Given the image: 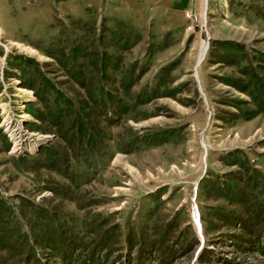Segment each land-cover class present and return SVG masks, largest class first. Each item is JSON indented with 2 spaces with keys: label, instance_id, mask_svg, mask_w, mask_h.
<instances>
[{
  "label": "rangeland",
  "instance_id": "374dc122",
  "mask_svg": "<svg viewBox=\"0 0 264 264\" xmlns=\"http://www.w3.org/2000/svg\"><path fill=\"white\" fill-rule=\"evenodd\" d=\"M211 40L264 53V0H0V195L51 217L22 222L59 246L40 264H264V113ZM41 75L57 127L27 112Z\"/></svg>",
  "mask_w": 264,
  "mask_h": 264
},
{
  "label": "trees",
  "instance_id": "16d2710c",
  "mask_svg": "<svg viewBox=\"0 0 264 264\" xmlns=\"http://www.w3.org/2000/svg\"><path fill=\"white\" fill-rule=\"evenodd\" d=\"M4 55L3 50L0 49V56ZM9 60V56H8ZM259 63L264 62V53H254L251 54L247 49L246 45L242 42L236 40H211V47L209 48L208 61L216 64H226L234 68V74L231 76L220 77L221 82L233 87L234 89L247 94L250 97V101L255 104L256 109H246L243 108L245 101L236 100L234 106H237L240 110L238 115L245 118L251 119L258 116L260 113H264V65H255V61ZM15 64L23 66L25 64H32L34 62L33 58H24L18 55L15 58ZM40 76L41 71H37ZM41 82L45 84V89H36L32 83L25 84L26 88L33 89L37 96L36 102H30L28 104V113L32 114L38 121L48 122L52 126L57 127L59 120L63 111L59 112L60 108L58 106L52 107L46 113L38 112L34 107L39 101L42 103L45 100L46 91H55L57 93L56 100L64 101L69 104V99L67 96L62 95L61 92L55 88L54 85H50V80L47 77L41 75ZM72 103V102H71ZM70 106V104H69ZM71 125L69 130L63 131V136L79 135L80 132L86 131L87 124L82 118H74L70 121ZM31 123V129L34 130V122ZM47 133V130H45ZM159 138H167L168 133H162L158 135ZM149 140H153L152 137ZM239 152V150H237ZM47 156L49 151H44L43 149L36 153V156ZM237 153L231 152L228 157H232ZM57 154L53 153L52 156ZM27 157H23L26 159ZM237 164V162L235 163ZM237 179L233 177L231 184ZM248 187L254 186V181L246 180ZM233 196H237L235 192L232 193ZM14 198H17L15 196ZM24 205L26 207V213H22L20 216L16 215L15 204L10 203L7 198L0 195V262L1 264H40L41 250L42 248H49L51 252L57 250L59 246L55 244V237L51 236L47 239L46 243L42 241H37V233H34V229L24 228L22 222L26 219L29 210H33L34 214L38 218H42L43 222L48 217L47 211L45 209L37 207L34 201L29 199H24ZM203 220L204 217H202ZM204 229V226H203ZM41 246V249L40 247Z\"/></svg>",
  "mask_w": 264,
  "mask_h": 264
},
{
  "label": "bare ground",
  "instance_id": "6f19581e",
  "mask_svg": "<svg viewBox=\"0 0 264 264\" xmlns=\"http://www.w3.org/2000/svg\"><path fill=\"white\" fill-rule=\"evenodd\" d=\"M208 44H205L204 46H203V49H202V54H201V56L199 57V60H198V65H201V63L203 62V60H204V57H205V55H206V52L208 51ZM17 135V134H16ZM24 136V135H23ZM18 138V137H17Z\"/></svg>",
  "mask_w": 264,
  "mask_h": 264
},
{
  "label": "water",
  "instance_id": "95a60500",
  "mask_svg": "<svg viewBox=\"0 0 264 264\" xmlns=\"http://www.w3.org/2000/svg\"><path fill=\"white\" fill-rule=\"evenodd\" d=\"M209 43H210V41H209ZM210 46V45H209ZM197 78H198V75H197ZM199 79V78H198ZM42 138V137H41ZM40 141H43V139H41ZM199 229H200V231H202V227H201V224L199 223Z\"/></svg>",
  "mask_w": 264,
  "mask_h": 264
}]
</instances>
